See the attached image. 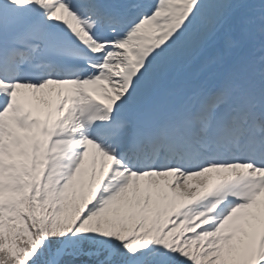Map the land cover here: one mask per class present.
I'll return each mask as SVG.
<instances>
[{"label":"snow or ice","instance_id":"obj_1","mask_svg":"<svg viewBox=\"0 0 264 264\" xmlns=\"http://www.w3.org/2000/svg\"><path fill=\"white\" fill-rule=\"evenodd\" d=\"M0 264H264V0H0Z\"/></svg>","mask_w":264,"mask_h":264}]
</instances>
